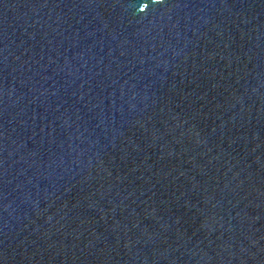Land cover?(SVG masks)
<instances>
[{"label": "water", "instance_id": "obj_1", "mask_svg": "<svg viewBox=\"0 0 264 264\" xmlns=\"http://www.w3.org/2000/svg\"><path fill=\"white\" fill-rule=\"evenodd\" d=\"M0 264H264V0H0Z\"/></svg>", "mask_w": 264, "mask_h": 264}]
</instances>
